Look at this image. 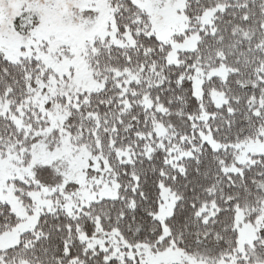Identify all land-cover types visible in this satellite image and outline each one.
Instances as JSON below:
<instances>
[{
  "label": "snow or ice",
  "instance_id": "6c2138e0",
  "mask_svg": "<svg viewBox=\"0 0 264 264\" xmlns=\"http://www.w3.org/2000/svg\"><path fill=\"white\" fill-rule=\"evenodd\" d=\"M0 264H264V0H0Z\"/></svg>",
  "mask_w": 264,
  "mask_h": 264
}]
</instances>
